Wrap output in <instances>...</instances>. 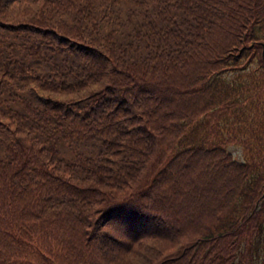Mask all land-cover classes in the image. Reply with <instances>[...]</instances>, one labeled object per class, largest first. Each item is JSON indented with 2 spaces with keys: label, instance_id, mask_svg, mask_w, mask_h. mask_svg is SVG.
<instances>
[{
  "label": "trees",
  "instance_id": "16d2710c",
  "mask_svg": "<svg viewBox=\"0 0 264 264\" xmlns=\"http://www.w3.org/2000/svg\"><path fill=\"white\" fill-rule=\"evenodd\" d=\"M254 59L264 0H0V264H264V161L183 140Z\"/></svg>",
  "mask_w": 264,
  "mask_h": 264
},
{
  "label": "rangeland",
  "instance_id": "374dc122",
  "mask_svg": "<svg viewBox=\"0 0 264 264\" xmlns=\"http://www.w3.org/2000/svg\"><path fill=\"white\" fill-rule=\"evenodd\" d=\"M228 85L227 88L233 100L232 108L225 109L217 115L218 124L212 123L209 116L197 117L188 121L183 135L184 142L198 137L208 136L214 143L219 131L224 138L235 136L236 139L227 140L226 147L235 158L241 161L253 158L260 165L264 161V66L258 59H254L244 67L227 68L221 74ZM220 121V122H219ZM211 123V124H210ZM182 135V136H183ZM200 145V144H199ZM173 153V151H172ZM219 203V200H215Z\"/></svg>",
  "mask_w": 264,
  "mask_h": 264
}]
</instances>
